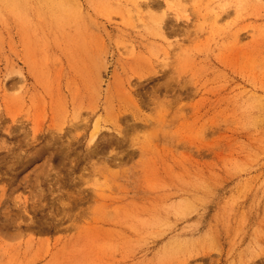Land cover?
<instances>
[{"label": "rangeland", "instance_id": "obj_1", "mask_svg": "<svg viewBox=\"0 0 264 264\" xmlns=\"http://www.w3.org/2000/svg\"><path fill=\"white\" fill-rule=\"evenodd\" d=\"M0 264H264V0H0Z\"/></svg>", "mask_w": 264, "mask_h": 264}]
</instances>
